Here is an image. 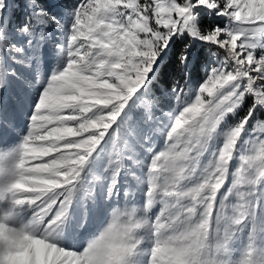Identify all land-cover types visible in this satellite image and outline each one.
Segmentation results:
<instances>
[{"label":"snow or ice","instance_id":"snow-or-ice-1","mask_svg":"<svg viewBox=\"0 0 264 264\" xmlns=\"http://www.w3.org/2000/svg\"><path fill=\"white\" fill-rule=\"evenodd\" d=\"M27 3L35 6L37 0ZM4 8L5 0H0V16ZM202 9L227 23L202 26ZM35 16L48 18V13L37 7ZM29 30L28 24L22 28ZM4 33L0 23V89L6 84ZM185 35L188 40L177 56L183 84L174 82L168 108L173 124L165 150L149 163L146 207L163 203L153 221L157 239L150 264H224L219 256L227 251L232 226L257 218V202L249 198L264 183V120L254 116L264 110V0H80L72 10L64 67L41 92L16 153V171L3 185L30 179L29 190L15 194L32 201L33 213L48 226L46 234L67 219L83 167L110 127L118 118L124 130L135 127L130 112L122 116L130 98L143 89L135 107L142 109L145 123L154 119L155 109L164 111L146 85L158 75L161 53ZM195 41L215 49L198 86L191 84L186 67ZM249 96L246 114L224 134L214 161L195 185H188L220 124ZM249 121L251 148L230 172ZM120 140L115 137L112 163L119 162ZM229 176L232 183L225 189ZM108 191L111 195L113 188ZM135 211L114 212L101 236L82 251L66 250L48 237L55 245L53 264H128L135 245L126 237L142 226ZM240 264H255L251 251Z\"/></svg>","mask_w":264,"mask_h":264},{"label":"rangeland","instance_id":"rangeland-1","mask_svg":"<svg viewBox=\"0 0 264 264\" xmlns=\"http://www.w3.org/2000/svg\"><path fill=\"white\" fill-rule=\"evenodd\" d=\"M11 7L15 9L14 14L12 15L9 14ZM37 7L43 8L39 5L35 6V8L32 6L34 16ZM29 8H31V6L28 5L27 0H5V8L2 16H0V23L5 26V32L8 33L7 37H9V44L15 45L19 48V58L17 60L19 66L25 68L28 65L27 62L31 64V69L29 72H26V75L22 78L14 74L15 70L11 67V62L8 58L10 75H15L12 76V78H8V85H11L13 79L15 86L12 87V94H10L8 101L6 102L7 111L4 124L7 127L4 126L2 129V124H0V185H4L11 181L12 177L9 174L8 169L16 159V153H18L24 137L27 136L29 132L30 117L33 114L35 104L50 78L64 67L67 59L66 55H63V52L66 49L68 42V32L72 19L61 20L66 28L65 34L63 36H58L56 41L52 36L51 38L55 43V46L54 49H48L45 38L32 36L31 30L27 33L22 31L23 26L27 24V11ZM200 17L202 20L201 24L204 27L211 24L225 25L227 23L226 19H222L214 14L210 15L206 9L201 10ZM35 18L42 19V17L36 16ZM37 38H41L42 43H44L45 46L37 45ZM187 40L188 37L186 35L174 39V41L179 42ZM172 43L173 42H170V46ZM30 45H34L35 48L32 49ZM214 50V48H210L207 44L202 42H193V47L189 50L190 59L188 60L186 67L187 71L192 68L193 72L197 71L201 73L199 77H195V86H198L202 81L205 75L203 68L206 63L211 62V53ZM167 52L168 48L161 53V58H163ZM6 55L4 49L2 53V64L7 60ZM13 57L15 56L13 55ZM161 60L159 61V64L161 63ZM195 60L201 62L199 66L200 71L196 70V64H194ZM18 63L13 66L16 68ZM25 77L28 78L25 79ZM179 77V82H183V74ZM28 87L29 90L27 92ZM142 91L143 89L137 94H134V96L128 101V105L133 100L139 103L137 96L140 95ZM251 102L252 98L249 96V99H247L246 97L242 106L236 110L235 115L229 114L225 121L220 124L214 140L209 142L208 146L203 151V154L199 157L197 172L193 177L187 179L186 183L188 185H195L203 171L214 161L215 154L222 147L224 142V134L229 130L230 126L235 125L239 119L246 114L247 108ZM128 105L124 109V113L127 110ZM240 109H243V111L238 112ZM262 111L264 112V110ZM124 113H122V116ZM121 123V118H118L112 125L114 128L106 142L105 151L98 156V158H101L104 155V158L109 159L110 161L108 167H105V164L101 165L104 170L101 174L100 187L95 188V170L93 173L89 174L90 179L88 185L81 186L82 178L80 176L78 180V188L75 190L76 196H78L75 198L74 203L69 207L67 219H65L63 224L54 228L52 236L58 246L64 247L66 250L70 251H82L90 242L95 241L101 236L104 230L109 226L114 212H129L132 209H135V218L142 222V226L129 233L126 237V240L130 245H135L133 253L127 258L128 264H150L151 253L157 239L153 230V221L162 211L163 203L162 201L157 200L150 208L146 207L145 193L149 188V163L154 155L165 150L166 132L172 126L173 120L171 118L170 120L163 122V125L158 127V131H153L152 128H149L151 130H148L147 132L144 131L139 137L142 141V147L136 152V157L131 156V150H129L130 153L128 154V158L125 156L123 157L118 143L117 148L118 152L120 151V159L118 163H112V160L116 155L114 141L115 137L119 136L118 133ZM163 126H165V129H162ZM251 130L244 131V135L240 140V143L237 145V150L230 162V172L236 170L240 165V156L248 154V151L251 148V137L253 135ZM94 152L95 150L92 152L90 158ZM5 156L7 157L6 159ZM136 158L139 159L135 160ZM120 168L124 171L123 179H120L121 174L119 171L117 174V170ZM231 183L232 176H229L228 182L224 186L225 189ZM80 186L82 190L80 189ZM110 187L113 188L111 195H109L108 191ZM21 190L28 191L29 188L27 185H24ZM79 190L80 193H77ZM221 191L223 192L224 189H221ZM73 198L74 194L72 200ZM58 199H62V197H58ZM249 199H254L257 202V218L253 220L252 217H248L241 224L232 226L231 230L233 235L228 241L227 251L219 256V258L224 261V264H240V262L246 258L249 251L252 252V259L255 264H264V222H261V218L264 217V183L258 184L252 197ZM102 207H106V209L101 211ZM57 210L58 208H54L53 213ZM33 211V208H25L24 214L25 216H29L33 214ZM104 217L107 221L103 220L101 223L96 224ZM225 223L226 222L219 225L221 235H223ZM254 224L256 231L253 234L252 229ZM215 240L216 236L214 233L211 240L213 245ZM212 254H215L214 247Z\"/></svg>","mask_w":264,"mask_h":264},{"label":"trees","instance_id":"trees-1","mask_svg":"<svg viewBox=\"0 0 264 264\" xmlns=\"http://www.w3.org/2000/svg\"><path fill=\"white\" fill-rule=\"evenodd\" d=\"M80 3V0H37V3L35 6L39 5L43 7V9L48 13V18L55 17V21H51L48 18L42 17V19L35 18L32 6L28 9V15H27V24L30 26L31 35L32 36H38L43 37L46 39V44L50 48H54L55 43L52 41V36L54 37L55 41L58 36H63L65 34L66 28L63 25V22L61 20L63 19H72V10L75 8L77 4ZM10 6V5H9ZM34 6V8H35ZM15 9L11 7L9 14H14ZM202 23V20H201ZM7 32L4 33V42L7 45L6 50L9 59H11L12 63H18L17 60L19 58V48L15 45H10L8 42ZM37 45H43L41 38H37ZM187 41H174L171 46L168 48V52L165 54V56L162 58L160 67L158 68V75L154 80H152L146 87L150 88L151 93L158 97L161 101V107L164 108V111H160L159 109H155V116L154 119L149 121L148 123L144 122V115L142 109L136 108L135 105L137 102L135 100L131 101L128 105L127 110L125 111V114L131 113L134 118L135 127L131 130H124L122 127V123L120 124L119 129V136H121L120 145L122 147V152L126 157H128V154L130 153L129 150H131L132 153L131 156L136 157V152L141 149L142 147V141L139 139V137L143 134V132H147L148 130H151L149 128H152L153 131H158V127H161L163 125V122L168 121L171 119V116L168 113V108L173 106V94L171 92V89L173 87V84L175 81H179V76H182L179 66L177 63V56L179 55L181 49L183 48L184 44ZM30 47L35 48L34 45ZM16 53V54H15ZM13 55L15 57H13ZM28 65L24 68L21 67L22 70H25L26 72L30 68L29 62H27ZM199 61H194V64H196V70H199L200 66ZM193 69H188V72L190 74V81L191 84L194 85V80L200 76L201 73L197 71H192ZM18 72V70H17ZM193 72V73H192ZM196 77V78H195ZM183 84V82H180ZM143 92V91H142ZM141 92V93H142ZM139 96V95H138ZM137 96V97H138ZM136 99V98H135ZM249 99V97H247ZM177 109L179 108V105H176ZM243 111V109H240L238 112ZM237 112V113H238ZM258 115L260 119L264 120V112L260 109L257 110V113L254 114V116ZM169 124V123H167ZM252 121H249V124L246 126L245 130L250 131L252 129ZM162 129H165V126L162 127ZM244 133V132H243ZM246 134V133H245ZM244 134H242L240 140L242 139ZM155 136V134H154ZM139 139V141H138ZM143 140V139H142ZM107 142V141H106ZM106 142L103 144L101 149L95 154V160L92 164V171L95 170V178L101 179V174L104 169H102L101 165L105 164V167H108L110 165L109 159L104 158L103 155L101 158H98L99 154H103L105 151V145ZM130 148V149H129ZM128 151V152H127ZM119 154V152H118ZM98 158V159H97ZM139 158H136L135 160H138ZM134 162V161H131ZM261 184V183H260Z\"/></svg>","mask_w":264,"mask_h":264},{"label":"clouds","instance_id":"clouds-1","mask_svg":"<svg viewBox=\"0 0 264 264\" xmlns=\"http://www.w3.org/2000/svg\"><path fill=\"white\" fill-rule=\"evenodd\" d=\"M8 171L15 173L16 160ZM30 183L25 177L8 187L0 185V264H53L55 245L48 238L52 232L46 234L48 226L34 213L25 216L24 209H30L32 201L15 194L25 192L22 187L29 188Z\"/></svg>","mask_w":264,"mask_h":264}]
</instances>
